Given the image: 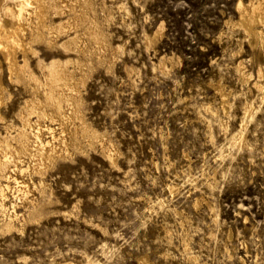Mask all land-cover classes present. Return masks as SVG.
I'll return each instance as SVG.
<instances>
[{
    "label": "rangeland",
    "instance_id": "obj_1",
    "mask_svg": "<svg viewBox=\"0 0 264 264\" xmlns=\"http://www.w3.org/2000/svg\"><path fill=\"white\" fill-rule=\"evenodd\" d=\"M237 1L92 0L117 50L93 61L82 110L117 148L115 164L95 138L49 167L18 202L16 229L0 214V264H264V100L236 74L239 59L256 72L233 25ZM158 28L147 47L145 33ZM40 49L46 62L65 58ZM257 57L264 64V40ZM3 67L0 132L18 124L30 89ZM245 98L255 102L251 119Z\"/></svg>",
    "mask_w": 264,
    "mask_h": 264
},
{
    "label": "bare ground",
    "instance_id": "obj_2",
    "mask_svg": "<svg viewBox=\"0 0 264 264\" xmlns=\"http://www.w3.org/2000/svg\"><path fill=\"white\" fill-rule=\"evenodd\" d=\"M236 11L233 25L241 30L240 40L248 44L251 56L256 59L255 73L246 69L239 59L235 63L236 74L247 83L250 91H256L258 98L260 95L262 102L264 64L257 56L262 55L263 48L264 0H238ZM95 12L92 0H0V105L4 90L3 65L10 79L19 80L17 77L21 74L30 83V89L28 83L25 85L27 95L14 113L18 124L9 122L4 125L5 132H0V214L5 218L4 229L8 232L16 229L14 220L22 216L16 209L18 202L29 199L32 189L44 183L46 170L72 151L81 149L82 142L92 144L97 138L103 155L115 164L117 148L98 136L82 110L80 87L94 68L93 61L102 64L115 56L117 50ZM159 31L158 28L153 33H145L147 47L154 46ZM40 47L49 51L59 49L65 58L54 56L46 62L40 55ZM32 57L40 74L30 65ZM159 66L164 67L163 59L159 60ZM220 90L221 105L226 109L227 94ZM254 104L253 99L245 98L244 117L251 119L256 111ZM241 122L244 128L247 122L244 119ZM243 128L235 139L233 136L239 146L244 144ZM32 175L40 177L39 183ZM145 260L144 264H148ZM85 264L92 263L87 259Z\"/></svg>",
    "mask_w": 264,
    "mask_h": 264
}]
</instances>
